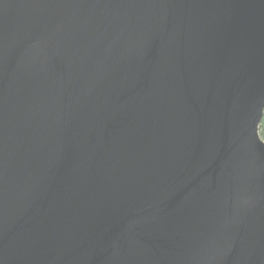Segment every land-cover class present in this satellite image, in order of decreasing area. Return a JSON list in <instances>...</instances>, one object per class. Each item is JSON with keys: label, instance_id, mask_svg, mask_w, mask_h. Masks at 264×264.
Returning <instances> with one entry per match:
<instances>
[{"label": "water", "instance_id": "obj_1", "mask_svg": "<svg viewBox=\"0 0 264 264\" xmlns=\"http://www.w3.org/2000/svg\"><path fill=\"white\" fill-rule=\"evenodd\" d=\"M264 0H0V264H264Z\"/></svg>", "mask_w": 264, "mask_h": 264}, {"label": "trees", "instance_id": "obj_2", "mask_svg": "<svg viewBox=\"0 0 264 264\" xmlns=\"http://www.w3.org/2000/svg\"><path fill=\"white\" fill-rule=\"evenodd\" d=\"M258 131H259L260 136L264 139V110H263V116H262L261 122L258 127Z\"/></svg>", "mask_w": 264, "mask_h": 264}]
</instances>
